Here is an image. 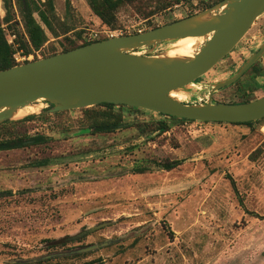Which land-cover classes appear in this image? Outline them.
Listing matches in <instances>:
<instances>
[{
  "label": "rangeland",
  "instance_id": "1",
  "mask_svg": "<svg viewBox=\"0 0 264 264\" xmlns=\"http://www.w3.org/2000/svg\"><path fill=\"white\" fill-rule=\"evenodd\" d=\"M54 1L57 33L69 31L81 44L107 40L109 31L116 37L144 33L197 15L219 0H188L152 16L157 4L173 0H139L119 12L115 31L102 26L87 0ZM13 15L24 32L17 6ZM5 17L0 0V25L10 41L14 36ZM49 36V44L60 50V41ZM263 42L264 16L230 55L180 91V101L207 102L212 87L229 79ZM177 46L163 43L153 52L167 55ZM48 47L37 54H48ZM16 57L20 63L35 59ZM246 80L213 100L241 104L261 97L264 87L251 93ZM35 105L0 128V137L49 139L43 146L0 153V193H12L0 196V264H264V119L252 127L196 124L115 107L113 113L128 128L93 135L82 110L54 116L47 112L49 104ZM32 115L43 118L22 123ZM160 123L169 130L155 131ZM171 163L180 165L163 168ZM54 241L67 246L53 248Z\"/></svg>",
  "mask_w": 264,
  "mask_h": 264
},
{
  "label": "water",
  "instance_id": "2",
  "mask_svg": "<svg viewBox=\"0 0 264 264\" xmlns=\"http://www.w3.org/2000/svg\"><path fill=\"white\" fill-rule=\"evenodd\" d=\"M262 16L264 0H224L197 15L157 29L107 39L0 71V125L20 119L16 116L21 110L40 102L50 105L47 112L51 114L112 104L190 122L261 121L264 97L225 104L215 102L213 96L239 82L264 57V44L229 79L212 87L207 102L188 104L172 94L194 85L212 71ZM187 38L206 39L193 57L153 52L160 44Z\"/></svg>",
  "mask_w": 264,
  "mask_h": 264
},
{
  "label": "trees",
  "instance_id": "3",
  "mask_svg": "<svg viewBox=\"0 0 264 264\" xmlns=\"http://www.w3.org/2000/svg\"><path fill=\"white\" fill-rule=\"evenodd\" d=\"M139 0H87V3L90 7V10L96 16L102 26L115 31L118 29L119 21L118 14L119 12L128 7L137 3ZM188 0H173L171 3L169 2H160L154 8V11L149 13L152 15L155 12H162L171 10L177 6L183 5ZM224 0H219L213 4L207 5L203 8V11L209 8H212L216 4H219ZM4 4V9L6 12V17L4 22L8 25L9 30L12 32V36H14L12 45L9 43V39L5 29L0 25V71L8 70L14 68L16 66H20L23 64L29 63V61H25L24 63H20L17 59V54L20 53L23 57H29L31 55H35L34 61H38L41 59L49 58L61 53H67L69 51L78 49L80 47L88 46L96 42L104 41L106 39L99 40H91L84 41L81 44H77L70 37H68L69 31H64L62 35L57 33L55 29V1L54 0H46L43 2L42 0H2ZM18 8L20 11V16L22 19L23 29L22 32L19 29V24L14 23L13 11L14 7ZM195 14H190L189 17L194 16ZM148 18V17H147ZM177 22V21H175ZM172 22V23H175ZM155 27L154 29H157ZM47 30V31H46ZM53 36L55 40L60 41V50H58L54 44H49L51 38L49 34ZM82 32H78L76 34L77 40H82ZM137 33H135L136 35ZM123 36H128L127 34ZM47 46L50 52L43 56H39L37 53L44 50ZM254 99H246L242 103L250 102ZM236 104V103H232ZM115 105L112 104H102L95 106L93 108L82 109L84 112L86 119L88 121V130H92L93 135L97 134H113L118 132L121 128L124 127L123 119L121 115H116L113 113V109ZM127 108V107H123ZM62 113H57L54 116L61 115ZM164 116V115H162ZM47 117H52L49 115ZM46 117V118H47ZM168 117V116H165ZM43 117L32 116L26 118L22 123L34 122L40 120ZM171 118V117H168ZM173 120H180L176 118H171ZM186 121V120H182ZM262 121H258L256 123H260ZM256 123H246V124H232L234 126H247L252 127ZM7 124L0 126V128H6ZM169 130V126L166 123H160L155 128V131H160L161 133H165ZM4 137L5 139H2ZM0 137V153L1 152H11L15 150H22L30 147L43 146L48 144L49 139L44 136H37L30 139H25L24 137H15V138H6V136ZM180 163H171L163 165V168L167 171H171L174 168L178 167ZM39 168H44L45 163H41L38 166ZM12 195L11 192L0 193V196ZM55 247L64 248L67 245L65 243L54 241ZM57 244V245H56ZM39 264V263H38ZM42 264V263H40ZM84 264H103L102 261L96 260L91 261Z\"/></svg>",
  "mask_w": 264,
  "mask_h": 264
},
{
  "label": "flooded vegetation",
  "instance_id": "4",
  "mask_svg": "<svg viewBox=\"0 0 264 264\" xmlns=\"http://www.w3.org/2000/svg\"><path fill=\"white\" fill-rule=\"evenodd\" d=\"M264 44V42L259 46V48L257 50L260 49V47ZM255 50L252 55L257 51ZM251 55V56H252ZM250 56V57H251ZM249 59V58H248ZM264 59V57L259 61L257 62L244 76L241 80H243L244 78H247L246 80V85L248 86L247 87V90L250 91L251 93H254L256 90H263L262 88L264 87V82L263 83H260V80L262 79L264 81V65H263V62L262 60ZM246 62V61H245ZM245 62L238 68V70L245 64ZM252 72V73H251ZM249 73H251L249 75ZM240 80V81H241ZM239 81V82H240ZM239 82H237L236 84H238ZM234 84V85H236ZM253 87V88H252ZM227 89V88H226ZM225 90V89H223ZM263 91H261L262 93ZM215 95V94H214ZM261 97H264V93H262V96ZM259 97V98H261ZM258 99V98H257ZM256 100V99H254ZM256 123V122H254Z\"/></svg>",
  "mask_w": 264,
  "mask_h": 264
},
{
  "label": "bare ground",
  "instance_id": "5",
  "mask_svg": "<svg viewBox=\"0 0 264 264\" xmlns=\"http://www.w3.org/2000/svg\"><path fill=\"white\" fill-rule=\"evenodd\" d=\"M201 41H203V38H187L180 40L178 41V46L176 47V49L174 51H171L169 53V56L193 57L194 55H192V51L194 50L195 46ZM172 97L178 100L184 99V95L180 93H173ZM24 115H25L24 110H21L17 114L16 118L24 117Z\"/></svg>",
  "mask_w": 264,
  "mask_h": 264
},
{
  "label": "built area",
  "instance_id": "6",
  "mask_svg": "<svg viewBox=\"0 0 264 264\" xmlns=\"http://www.w3.org/2000/svg\"><path fill=\"white\" fill-rule=\"evenodd\" d=\"M115 37H116V35H115L114 32H111V31L107 32V38L111 39V38H115ZM92 38L93 39H97L98 36L97 35H93ZM9 43L12 44L13 40H10ZM187 122H190V121H187ZM194 123L199 124L201 122H194Z\"/></svg>",
  "mask_w": 264,
  "mask_h": 264
}]
</instances>
